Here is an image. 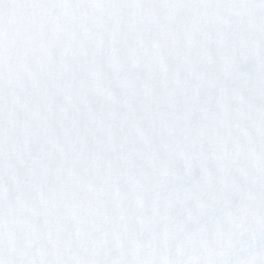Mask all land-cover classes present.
Returning a JSON list of instances; mask_svg holds the SVG:
<instances>
[{"label": "snow or ice", "instance_id": "obj_1", "mask_svg": "<svg viewBox=\"0 0 264 264\" xmlns=\"http://www.w3.org/2000/svg\"><path fill=\"white\" fill-rule=\"evenodd\" d=\"M0 264H264V0H0Z\"/></svg>", "mask_w": 264, "mask_h": 264}]
</instances>
